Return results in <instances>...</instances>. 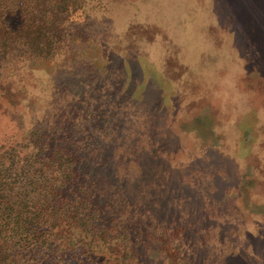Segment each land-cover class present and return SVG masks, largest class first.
<instances>
[{
    "label": "rangeland",
    "instance_id": "obj_1",
    "mask_svg": "<svg viewBox=\"0 0 264 264\" xmlns=\"http://www.w3.org/2000/svg\"><path fill=\"white\" fill-rule=\"evenodd\" d=\"M75 2L81 56L4 92L26 127L81 121L127 264H264V0Z\"/></svg>",
    "mask_w": 264,
    "mask_h": 264
},
{
    "label": "trees",
    "instance_id": "obj_2",
    "mask_svg": "<svg viewBox=\"0 0 264 264\" xmlns=\"http://www.w3.org/2000/svg\"><path fill=\"white\" fill-rule=\"evenodd\" d=\"M73 2L0 0V120L22 133L2 137L0 131V264L128 263L131 245L126 237L117 240L124 232L117 223L122 213L107 226V211L96 202L87 172L97 157L86 160L90 138L78 129L81 121L60 109L46 120L47 130L26 127L25 116L4 95L30 96L41 64L65 65L81 56L75 50L86 37L70 19ZM67 122L77 134L62 133Z\"/></svg>",
    "mask_w": 264,
    "mask_h": 264
}]
</instances>
